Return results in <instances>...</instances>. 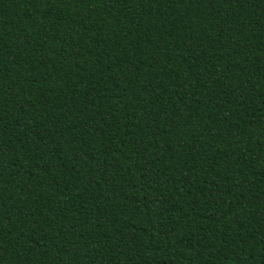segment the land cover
I'll return each mask as SVG.
<instances>
[{
  "label": "trees",
  "instance_id": "16d2710c",
  "mask_svg": "<svg viewBox=\"0 0 264 264\" xmlns=\"http://www.w3.org/2000/svg\"><path fill=\"white\" fill-rule=\"evenodd\" d=\"M0 264H264V0H0Z\"/></svg>",
  "mask_w": 264,
  "mask_h": 264
}]
</instances>
